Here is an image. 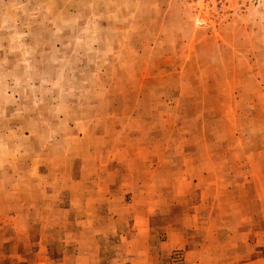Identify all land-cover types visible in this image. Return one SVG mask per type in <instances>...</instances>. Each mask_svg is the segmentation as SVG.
<instances>
[{"label":"rangeland","instance_id":"1","mask_svg":"<svg viewBox=\"0 0 264 264\" xmlns=\"http://www.w3.org/2000/svg\"><path fill=\"white\" fill-rule=\"evenodd\" d=\"M207 10L201 0H0V155L80 163L103 191L108 175L99 205L155 229L141 260L115 258L123 232L99 231L95 264H199L209 229L223 236L238 221L259 240L241 256L262 249L264 1ZM91 139L89 157L75 142ZM56 140L71 158H55ZM233 188L249 216L219 211L236 205ZM214 217L226 224L208 226ZM25 229L0 236V264H35ZM179 230L189 245L161 251Z\"/></svg>","mask_w":264,"mask_h":264},{"label":"crops","instance_id":"2","mask_svg":"<svg viewBox=\"0 0 264 264\" xmlns=\"http://www.w3.org/2000/svg\"><path fill=\"white\" fill-rule=\"evenodd\" d=\"M89 142L86 145L75 142V147L88 148L89 157H91L95 140L91 139ZM9 143V141L6 142V144ZM53 143V147L58 148L56 155L58 157L55 158L60 156L65 160L71 158L69 156L72 150L66 149L67 144L64 141L56 140ZM103 151L101 152L103 153ZM3 152L5 158L0 155V236L11 233L12 230L16 231L20 227L26 228L22 241L26 244H37L34 253L35 264H95L101 256L102 248L98 241L99 231H105L103 233L106 235L104 234L103 237L118 236L121 231L123 232L121 247L115 258L141 260L147 256L146 251H142V249H145L146 244H150L153 240L152 232L155 229L151 225V219L148 218L147 221L131 220L124 212L113 214L115 206L110 202L99 205L101 203L99 200L108 194L106 192L107 180L110 178L108 175L105 176L104 187L106 188L103 191L99 188L97 176L92 177L91 173L87 174L86 168L80 163L78 164L77 161L75 162L77 164L69 166L68 170L66 162L60 165L55 164V160L44 163L45 167L37 168L39 163L29 158L24 159L23 154L13 153L10 149ZM109 152L110 150H107V153ZM83 156L84 153H81V157ZM242 191V189L233 188L232 194L235 196L236 205L229 209H223L219 201V211H229L230 215L235 214L237 211L235 212L234 208H237L241 212L240 215L249 216L245 202H243ZM66 197L69 200L67 204L64 202ZM209 197L210 195L207 196L208 210L212 211ZM151 198L160 199L155 194L153 197H149V199ZM252 198L259 199L256 194ZM107 199L112 201L111 197H107ZM205 203L206 200H203V204ZM253 203L255 206L264 207L263 202ZM123 206L119 205L118 210L126 208ZM134 209L137 210L138 207ZM145 209L142 208V210ZM243 211L245 213H242ZM101 212H105V217L101 216ZM215 221L214 217L210 220L207 219L205 223L211 227L226 224L222 223L219 218L218 222L215 223ZM228 221L229 223L235 222L233 219ZM241 222H236L233 229L228 228L223 236L219 232L215 234L217 229H209L206 238L203 239L205 243L202 245L201 255L198 256L200 257L199 264H264V242H262L263 246L260 252L255 251L254 254L252 251L251 258H243L238 251L243 245L250 242L256 245L259 242L254 235H242V230L239 229L242 227ZM183 226L196 228L189 226L186 222L183 223ZM129 227H132L133 231H126V229H130ZM226 229L222 227L221 230ZM191 237L193 235H189L187 230L169 234L167 239L163 242L160 241L161 251L169 252L182 249L189 245ZM56 247H60V249L56 251ZM113 258L110 257V260L104 264L113 263Z\"/></svg>","mask_w":264,"mask_h":264},{"label":"built area","instance_id":"3","mask_svg":"<svg viewBox=\"0 0 264 264\" xmlns=\"http://www.w3.org/2000/svg\"><path fill=\"white\" fill-rule=\"evenodd\" d=\"M263 1L264 0H201L205 11H208L207 9L209 8L211 9L215 8L219 12H221L224 8H227L234 4L241 6L243 5V3H246V4L248 3V4H253L255 6V5L260 4Z\"/></svg>","mask_w":264,"mask_h":264}]
</instances>
